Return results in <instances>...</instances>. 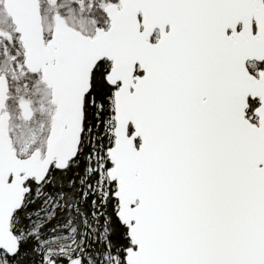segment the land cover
Wrapping results in <instances>:
<instances>
[{"label":"snow or ice","instance_id":"obj_1","mask_svg":"<svg viewBox=\"0 0 264 264\" xmlns=\"http://www.w3.org/2000/svg\"><path fill=\"white\" fill-rule=\"evenodd\" d=\"M0 264H264V0H0Z\"/></svg>","mask_w":264,"mask_h":264}]
</instances>
